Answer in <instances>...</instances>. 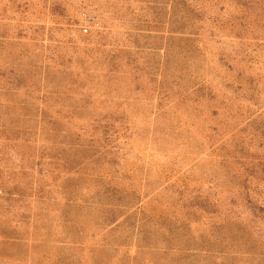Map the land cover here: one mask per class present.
Wrapping results in <instances>:
<instances>
[{
  "label": "rangeland",
  "instance_id": "rangeland-1",
  "mask_svg": "<svg viewBox=\"0 0 264 264\" xmlns=\"http://www.w3.org/2000/svg\"><path fill=\"white\" fill-rule=\"evenodd\" d=\"M0 264H264V0H0Z\"/></svg>",
  "mask_w": 264,
  "mask_h": 264
}]
</instances>
